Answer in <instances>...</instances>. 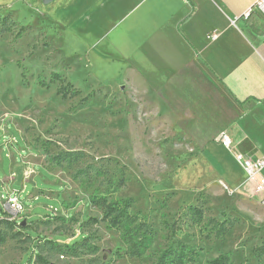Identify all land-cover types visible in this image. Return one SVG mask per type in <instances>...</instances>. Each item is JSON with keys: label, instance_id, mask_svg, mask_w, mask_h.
<instances>
[{"label": "rangeland", "instance_id": "374dc122", "mask_svg": "<svg viewBox=\"0 0 264 264\" xmlns=\"http://www.w3.org/2000/svg\"><path fill=\"white\" fill-rule=\"evenodd\" d=\"M18 14L0 1V264H155L175 243L197 252L192 264L222 255L228 264H264V207L254 181L216 162L236 155L215 141L227 125L202 124L186 102L141 84L90 76L83 60L64 57L48 30ZM52 74L79 94L62 99ZM193 76L230 110L207 73ZM209 145L215 158L205 155ZM12 191L20 219L3 210ZM99 198L132 201L129 214L153 233L142 257H129L120 231L99 221L91 203ZM220 224L225 233L215 237ZM77 239L86 246L67 253Z\"/></svg>", "mask_w": 264, "mask_h": 264}, {"label": "crops", "instance_id": "0c3cea01", "mask_svg": "<svg viewBox=\"0 0 264 264\" xmlns=\"http://www.w3.org/2000/svg\"><path fill=\"white\" fill-rule=\"evenodd\" d=\"M0 1L19 11L20 22L48 30L60 53L83 60L90 76L186 102L200 123L227 125L217 133L230 137L235 154L264 159V15L252 9L242 18L257 0ZM199 71L230 110L196 84ZM217 150L209 145L205 155ZM216 162L243 174L230 156Z\"/></svg>", "mask_w": 264, "mask_h": 264}, {"label": "trees", "instance_id": "16d2710c", "mask_svg": "<svg viewBox=\"0 0 264 264\" xmlns=\"http://www.w3.org/2000/svg\"><path fill=\"white\" fill-rule=\"evenodd\" d=\"M50 82H59L60 87L57 94L62 99L72 98L77 96L78 91L57 74L50 76ZM43 87V83L39 84ZM131 200L107 202L105 199H93L91 203L101 209L102 217L99 221L107 224L110 229L120 231L121 240L127 248V255L131 258H140L151 246L152 232L145 227L144 223H136L134 217L129 214L131 208ZM188 212L195 219L201 218V211L197 208H189ZM84 222L96 224L99 221L94 218L82 217ZM17 223H14L16 226ZM13 226V225H11ZM224 224H220L215 237H219L225 233ZM86 246L84 239L74 240L67 248V253H73L74 250ZM264 254V250L262 252ZM197 252L182 245L180 243L171 244L164 249L157 257L155 264H192L198 257ZM41 264H45L40 261ZM207 264H228V258L224 255L209 261Z\"/></svg>", "mask_w": 264, "mask_h": 264}, {"label": "built area", "instance_id": "2783aa9c", "mask_svg": "<svg viewBox=\"0 0 264 264\" xmlns=\"http://www.w3.org/2000/svg\"><path fill=\"white\" fill-rule=\"evenodd\" d=\"M252 9H256L262 15H264V0H257L251 9H248L243 15V19H248ZM217 142L225 149L230 151L232 149V141L226 133H220L217 137ZM235 161L240 165L246 178L255 183V192L260 197V204L264 207V177L261 172L264 169V159L251 160L242 157V155L236 154ZM3 210L12 218H21L23 211L18 202V195L15 192L7 194L5 205Z\"/></svg>", "mask_w": 264, "mask_h": 264}]
</instances>
